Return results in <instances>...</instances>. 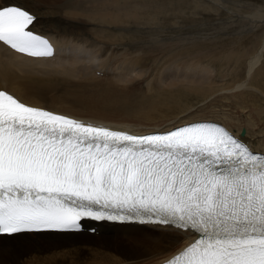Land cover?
<instances>
[{
	"label": "snow or ice",
	"instance_id": "snow-or-ice-1",
	"mask_svg": "<svg viewBox=\"0 0 264 264\" xmlns=\"http://www.w3.org/2000/svg\"><path fill=\"white\" fill-rule=\"evenodd\" d=\"M34 19L0 7V43L53 58ZM86 219L192 234L164 264H264V153L212 122L137 135L0 90V235L79 231Z\"/></svg>",
	"mask_w": 264,
	"mask_h": 264
},
{
	"label": "bare ground",
	"instance_id": "bare-ground-1",
	"mask_svg": "<svg viewBox=\"0 0 264 264\" xmlns=\"http://www.w3.org/2000/svg\"><path fill=\"white\" fill-rule=\"evenodd\" d=\"M144 1L148 0H0V7L11 5L26 9L35 17L30 28L39 35L48 38L54 45L53 58L36 59L14 53L0 44V90L10 91L19 99L31 104H38L41 107L52 108L57 112L81 118L105 121L104 123L113 121L110 117L106 118L107 114H116L115 116L120 117L117 114L120 109L128 111L124 117L128 119V122H134L135 120L131 117L133 116V107L137 104L141 105L145 113L156 109L175 110L178 108V112L185 111L181 98L175 95L177 90L193 86L194 90L202 91L203 94L208 93L211 83L215 80L214 72L217 69L215 70L211 65L213 62H209L207 57L212 56L213 53V61L215 59L229 60L236 55L240 43L247 37L249 30L245 31L241 28L233 33L234 35L232 34L231 39L218 40L214 43L207 41L204 37L202 39L194 33L188 37L180 34L175 36L173 41H170L168 37L164 43H158L160 41L146 36L147 38L141 37L136 40V43L129 45L130 48L132 47L129 49L130 52L126 48L124 52H118L114 47L115 44L127 39L117 35L104 37L106 29L113 26L122 28L125 24L126 26L142 24L144 16L148 17L151 12H153L152 14L159 13V7L165 6L163 0H149L152 5L151 8H148L144 6ZM168 1L171 3L172 0ZM189 1L192 4L193 0ZM184 4L183 2L177 4L178 9H184L186 5ZM168 7L166 9L169 12L174 11L170 4ZM188 8H192V6H188ZM162 11L166 12V10ZM263 50L264 47L261 52ZM260 54L257 52L248 60L249 74L257 66ZM168 56H172L173 60L164 66L165 68L162 70L163 72L161 71L158 79H156L158 76H155L153 80L151 77L149 78V75L145 77V74L152 71L151 65ZM99 70L104 73H112V76L100 78L96 75V71ZM163 76H167V78ZM142 79L145 82V90H138L136 96L139 99H135L131 97L132 94L129 91L131 89L127 88H133L135 82ZM166 79L170 80L169 83H166ZM95 82L102 83L95 92L106 93L112 100L102 101L97 95L88 96V100L82 99L83 96L80 95L78 89L85 88L87 83ZM204 85L208 87H204ZM242 85V83L238 84L237 87ZM59 86L62 90L58 95H54L53 92ZM167 86L172 89V92L162 95L161 93ZM136 87L138 88L137 85ZM201 94L200 96H202ZM49 101L51 103H48ZM64 104L69 107L73 105L77 107V113L88 111L96 116L61 111L60 108L65 106ZM248 113L250 114V112ZM223 116L221 118L223 124L239 133L241 127L239 119L235 118L237 120L233 125L235 129H233L232 123L230 124L228 120L233 118L230 115L223 114ZM202 117L204 116L194 112L188 116H180L172 123H184L199 120ZM251 117L254 116L251 114ZM251 117L248 120L246 117L247 125H257ZM123 122L119 121L116 125L109 127L144 131L140 130L137 125ZM135 123L138 122L135 121ZM170 125L172 126V124ZM164 127L166 128V126ZM243 138L249 139L256 150L264 151V143L260 141L254 143L247 135H243ZM96 233L2 236L0 237V252L4 254H0V264H23L29 260L36 262L40 258L44 262L53 260L50 264H87L80 263L81 259L97 252L100 253L99 257H103L102 259L107 257L109 260L107 264H132V262L144 264V262L154 261V259L168 257L179 246L187 245L193 239L190 233L178 231L172 227L152 225L117 227L101 225ZM112 236L114 238H109ZM41 237L49 242L46 245L41 243L42 241L39 240ZM21 238L26 241L16 240ZM121 238L127 239L129 242H125ZM91 252L93 253L90 254ZM104 254H108V256ZM149 255L151 256L147 257ZM141 257L143 259H139ZM147 258L148 260H146ZM105 262L99 264H106ZM157 262L159 261H154L153 264Z\"/></svg>",
	"mask_w": 264,
	"mask_h": 264
},
{
	"label": "rangeland",
	"instance_id": "rangeland-1",
	"mask_svg": "<svg viewBox=\"0 0 264 264\" xmlns=\"http://www.w3.org/2000/svg\"><path fill=\"white\" fill-rule=\"evenodd\" d=\"M148 1H144V6L151 8L152 3ZM180 1L183 2V4H186H184V9L181 10L178 9L177 5L181 3ZM180 1L172 0L171 4L170 1L163 0V4H165V6L159 7L160 15L159 13L152 14L153 12H151L148 17L144 16L145 18H143L144 20L142 24H128L127 26L125 24L123 25L125 28L113 26L109 29H106L104 37H115L117 35L126 38L127 40H122L121 42H118L119 44H115L114 47L118 50V52H124L125 48L128 49V52H130L129 49H131L132 47L130 48L129 45H131L132 43H136V40L141 39V37L147 38L146 36H148L149 38L151 37L150 39L154 38L160 41L158 43H164V41H166L168 37L170 41H173V38L180 34L187 35L185 37H188L190 35H193L194 33L196 36H199L202 39L204 37L207 41L214 43L218 40L231 39L232 34L241 28L245 29V31L249 30L247 37H245V39L240 43L239 49H237L238 52L236 51V55L231 57L229 60L215 59V61H213L214 57H212L213 53L211 52L212 56H208L207 60L211 63L213 62L214 64L212 63L211 65L215 68V70H217L216 72H214L215 80L211 83L210 91L208 93L203 94L202 91L194 90V87L192 86L179 88V90H177L178 92L175 94L177 97L181 98V102L184 104L185 111L178 112L179 109L176 108L175 110L156 109L154 111H148L147 113H145L142 110L141 105L137 104L133 107V116L131 118L138 123H135V121L128 122V119L124 118L125 113L128 111L120 109L117 112L120 117L115 116L116 114H107L106 118L110 117V119H113V121L110 120L109 123L105 124H109L108 126H112L116 125V123H118L119 121H125L123 123L137 125L138 128L140 127V130H144L139 132H145L157 129L165 130L171 127L170 124H181H173V121H176V119L180 116H188L190 114H193L194 112L203 115L204 117H202V119H210L219 122H222L221 118L224 114L230 115L233 118L228 119L229 123H232L233 129H235V126L233 125L236 124L237 120L235 118H238L241 128H247L245 129V135H247L249 131L248 138L249 136L250 138L253 137L252 140L254 143H256L257 141L264 143V50L261 52L262 48L264 47V0H193L192 4L189 0ZM169 4L171 7H173V12H169L168 9H166L169 8ZM188 6H192V8H188ZM162 10H166V12H163ZM155 15L156 17H158L156 18ZM147 19H149V21H147ZM257 52H259V54L261 53L259 62L257 66L253 69V71L249 74L248 60L251 58L252 55L256 54ZM126 54L128 55L127 52ZM168 60L170 61L168 62ZM172 60V56H168L162 61L160 60L158 62L159 64L156 63L151 65L152 71L150 70L147 74H145V77L149 75V78L151 77V79L153 80L155 76H158L156 78L158 79L161 71L165 68L164 66H167ZM101 73L103 72L101 71ZM103 76H108L110 78L112 76V73L105 72L103 73V75L100 76V78ZM163 77L167 78V76ZM143 81L144 80L142 79L135 82L133 88H127L125 86V88L131 89L129 90L132 94L131 97L139 99V97L136 96V92L138 90H145V82ZM169 81V79H166V83H169ZM154 82L156 83V80H154ZM241 83L243 85L237 87V85ZM101 84V82L87 83L85 88H79L78 90L81 93L80 95L83 96H81L82 99L88 100V96L97 95L101 98L102 101L112 100L106 93L95 92L97 87ZM136 85L138 86V88L136 87ZM204 87L208 86L204 85ZM61 90V86H59V88H57L53 92V94L58 95ZM167 92H172V89L169 86L165 87L164 91L161 94L164 95ZM200 93H202V96H200ZM48 103L51 102L49 101ZM32 105L38 106V104ZM60 110L64 112L69 111L70 113H77L78 111L77 107H75L74 105L70 107L68 105H65L61 107ZM248 112H250V114ZM77 114H81L84 116H96V114L88 111L84 113L78 112ZM251 114L254 117H251ZM246 117L247 120L249 119V117H251L252 120L256 121L257 125L248 126L246 122ZM114 120L117 121L115 122ZM164 126H166V128ZM124 130L139 133L138 131H131L127 128H124ZM109 238L114 237L112 236ZM16 240L20 242L26 241V239L24 238ZM39 240H41L42 242H40L44 243L45 245L47 242H49L43 237H41ZM121 240L129 242L127 239L124 238H121ZM112 252L114 253V251ZM92 253L93 252H91L90 254ZM0 254L4 253L0 252ZM94 254L83 257L80 263L99 264L105 261L106 264L109 263L107 257H104L105 259H102L103 257H99V252ZM104 255L108 256V254ZM95 256H97V258H95ZM150 256L151 255L147 257ZM139 259H143V257ZM146 260H148V258ZM160 260L161 259L159 258L154 259V261ZM154 261L144 262V264H153ZM52 262L53 260L44 262L43 259L40 258L36 262H32L31 260H29L24 262L23 264H50ZM132 264L137 263L132 262Z\"/></svg>",
	"mask_w": 264,
	"mask_h": 264
}]
</instances>
